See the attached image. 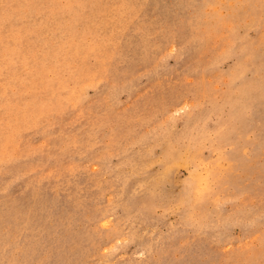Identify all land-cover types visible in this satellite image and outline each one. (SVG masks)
Returning a JSON list of instances; mask_svg holds the SVG:
<instances>
[{"label":"rangeland","instance_id":"rangeland-1","mask_svg":"<svg viewBox=\"0 0 264 264\" xmlns=\"http://www.w3.org/2000/svg\"><path fill=\"white\" fill-rule=\"evenodd\" d=\"M0 264H264V0H0Z\"/></svg>","mask_w":264,"mask_h":264}]
</instances>
